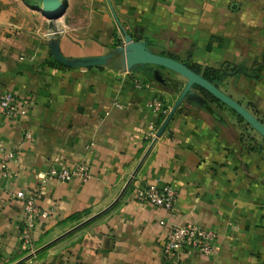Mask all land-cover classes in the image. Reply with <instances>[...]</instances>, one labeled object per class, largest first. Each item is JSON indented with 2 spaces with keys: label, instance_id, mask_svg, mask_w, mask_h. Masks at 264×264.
<instances>
[{
  "label": "crops",
  "instance_id": "1",
  "mask_svg": "<svg viewBox=\"0 0 264 264\" xmlns=\"http://www.w3.org/2000/svg\"><path fill=\"white\" fill-rule=\"evenodd\" d=\"M49 25L21 0H0V95L29 100L25 116L0 114V142L19 148L8 177L0 175V264L27 254L23 203L8 195L30 192L50 167L80 164L89 167L88 181H52L41 190L38 206L48 217L35 222L32 245L46 264H264L261 138L247 141L235 116L188 97L148 151L147 127L159 119L146 103L162 97L171 108L168 96L180 92L162 84L183 80L127 71L119 55L101 68H66L49 51L55 41L69 59L105 55L116 26L136 41L149 38L156 53L202 67L259 61L264 0H79L57 24V38ZM244 84L239 95L264 125V76ZM139 184L174 189V211L137 202ZM187 222L215 232L212 253L184 250L176 263L164 260L169 226Z\"/></svg>",
  "mask_w": 264,
  "mask_h": 264
},
{
  "label": "built area",
  "instance_id": "2",
  "mask_svg": "<svg viewBox=\"0 0 264 264\" xmlns=\"http://www.w3.org/2000/svg\"><path fill=\"white\" fill-rule=\"evenodd\" d=\"M29 107V100L17 97L11 92H4L0 95V114L9 118L25 116ZM146 107L160 120L155 124H149L145 133V142L148 147L157 141V131L167 117L170 107L166 105L162 97H155L146 103ZM25 140L30 141L31 135L25 134ZM18 147L7 148L0 142V175L8 177L9 164L16 159ZM91 178L89 167L80 164L73 168L50 167L46 169L39 180L37 186L30 192H16L9 194V199L20 200L23 203V223L20 231V240L26 248L27 254L32 255L21 264H46L33 248V229L35 222L39 219H46L48 212L38 206L41 197V190L48 182H70L78 180L86 182ZM135 199L140 203H148L158 208L164 209L169 214L174 211L177 193L168 185L157 187L150 184H139L135 190ZM216 240L215 232L205 230L195 223L172 224L169 226L168 235L160 241L161 254L164 260L176 263L179 253L184 250H193L202 256H208L213 251ZM22 258V259H23Z\"/></svg>",
  "mask_w": 264,
  "mask_h": 264
},
{
  "label": "water",
  "instance_id": "3",
  "mask_svg": "<svg viewBox=\"0 0 264 264\" xmlns=\"http://www.w3.org/2000/svg\"><path fill=\"white\" fill-rule=\"evenodd\" d=\"M61 2L59 0H42V13L44 17L49 19H56L60 17L64 12V7L62 8ZM122 33L124 35V46L116 48L114 52L107 53L98 57H85L69 59L64 57L58 48V44L55 41H51L49 44V51L52 58L63 67L66 68H96L103 67L107 62L113 58L115 55H119L121 58V63L127 71L136 70L137 68L146 67L148 71H152L154 76L160 75L156 68L167 70L173 72L186 80L185 85L182 87L177 99L172 105L167 117L164 119L160 125L156 137L159 138L161 134L166 129L168 123L172 119L173 115L177 109L183 104L184 100L188 97L197 98V94L192 89L193 86H198L218 101L224 104L226 107L231 109L235 114H237L241 119H243L253 130H255L264 141V125L257 120L252 114H250L243 106L238 102L221 92L214 85L204 80L200 75L191 71L183 63L174 60L168 56H163L159 54L152 53L144 41H134L133 38L126 33L122 28ZM153 144L148 148V151L152 148ZM140 163L132 173L128 182L121 191V194L128 187L129 183L132 181L133 177L137 173ZM120 194V195H121ZM42 249H37L34 254L38 255ZM29 255L21 259L17 264H21L23 261L30 258Z\"/></svg>",
  "mask_w": 264,
  "mask_h": 264
},
{
  "label": "trees",
  "instance_id": "4",
  "mask_svg": "<svg viewBox=\"0 0 264 264\" xmlns=\"http://www.w3.org/2000/svg\"><path fill=\"white\" fill-rule=\"evenodd\" d=\"M22 2L29 8H32L30 3H27L26 0H22ZM133 39L138 40L141 39L139 36L132 35L128 33ZM144 42H146L147 48L155 54L168 56L174 60H177L181 63H183L186 67H188L191 71L194 73L200 75L204 80L214 85L217 89H219L221 92V87L226 83L227 79H230L232 81V85L235 88V84L239 82H245L248 84H252L255 82H258L261 80V78L264 76V56L259 61H251L250 63L246 64H228L223 63L219 68H213V67H202L200 65H197L195 63H190V59L182 61L179 56H177L175 53L167 51H161L160 53H156L154 47V43L149 39H144ZM101 68V67H98ZM141 70H143L144 75L149 76L151 78H155L154 73L151 71H148L146 67H141ZM162 87H164V90H175V92H180L182 89V83L177 82L172 79H167V83L162 84ZM192 89L195 91L197 96L202 99L207 105L209 106H215L216 108H227L224 104H222L220 101H218L215 97H213L211 94H209L204 89L193 86ZM224 93V92H223ZM238 94H242V90L236 91ZM225 94V93H224ZM227 95V94H226ZM228 96V95H227ZM230 97V96H229ZM239 103V102H238ZM251 107L252 105L249 104ZM230 110V109H229ZM234 115L235 112L230 110ZM239 117V116H238ZM241 120V118H238ZM160 122V120H159ZM261 122V120H260ZM262 123V122H261Z\"/></svg>",
  "mask_w": 264,
  "mask_h": 264
},
{
  "label": "rangeland",
  "instance_id": "5",
  "mask_svg": "<svg viewBox=\"0 0 264 264\" xmlns=\"http://www.w3.org/2000/svg\"><path fill=\"white\" fill-rule=\"evenodd\" d=\"M26 1H27V3H30V5L32 6L33 10L38 11L40 13V16L42 17L43 21L46 22L47 25L50 24L49 26L51 28L49 30H47V33L48 34L52 33V35H49V37L57 38L58 37V32L60 31V29H59L60 27H58L59 23L62 22V19L65 16V13H66V10H67L68 6L70 4L74 6L75 2H78L79 0H59L61 2V4H62L61 5L62 8L64 7V12H63V14L60 17H58L56 19H49V20L46 17H44V14L42 13V0H26ZM57 24H58V26H57ZM134 41H136V40H134ZM102 45H103L105 53L114 52L116 50V48L124 46V35L122 33V30L119 29V28L117 29V27L115 26L113 28V31L110 32L109 36H107V41L104 44H102ZM113 59H114V57L111 58L108 62H112ZM185 60H188V59H184L182 61H185ZM189 62L191 63V61H189ZM96 68H98V67H96ZM138 69H139L140 73L144 74L143 70H141L140 68H138ZM156 70H160L159 72L163 71L164 75L166 74L165 76L172 77L174 75H177V74H175L173 72H170V71H167V70H163V69H159V68H156ZM177 76L180 77L183 80L182 81L183 83H186V80L184 78H182L179 75H177ZM155 84H156L155 86H157L156 82H155ZM183 86L184 85H182V87ZM245 86L246 85L244 84V82H239V83L235 84V88H234L233 85H232V81H230V79H227L226 83L221 87V90H222V92H224L225 94L230 96V98H232L236 102H239V104L241 106H243L250 114H252L257 120L260 121V118L258 116L256 108L253 107V105L250 107L249 106L250 103H248L246 101V98L244 96L239 95L238 93H236V91H238V90H242L243 91L245 89ZM176 96H177L176 94H172L171 96L169 95L168 97H171V99H170L171 102L172 101L175 102V100L177 99ZM174 102H173V104H174ZM213 107H215V106H213ZM224 109H225V111L229 112L231 115L235 116L237 123H240L242 128H243L242 132L243 131L247 132V137H246L247 141L248 140L249 141H253L254 140V137H251L252 135L253 136H258L259 138H261V136L255 130H253L243 119L239 120L238 119L239 118L238 115L237 116L234 115L230 111L231 109L230 110L226 109V108H224ZM241 135L245 136L244 133H242ZM261 140L263 141L262 138H261ZM263 143H264V141H263Z\"/></svg>",
  "mask_w": 264,
  "mask_h": 264
}]
</instances>
